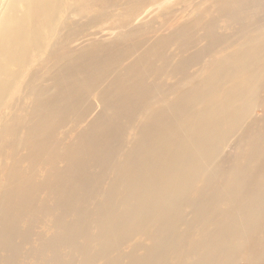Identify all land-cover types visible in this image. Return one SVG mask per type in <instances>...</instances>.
Here are the masks:
<instances>
[{"label":"bare ground","instance_id":"6f19581e","mask_svg":"<svg viewBox=\"0 0 264 264\" xmlns=\"http://www.w3.org/2000/svg\"><path fill=\"white\" fill-rule=\"evenodd\" d=\"M148 1L0 0V264H264V0Z\"/></svg>","mask_w":264,"mask_h":264},{"label":"rangeland","instance_id":"374dc122","mask_svg":"<svg viewBox=\"0 0 264 264\" xmlns=\"http://www.w3.org/2000/svg\"><path fill=\"white\" fill-rule=\"evenodd\" d=\"M200 0H149L143 7L144 11L142 12V18L139 19L141 17V15L138 18V22H144V21H148L149 25H147L146 27L143 28L142 32L145 31H149L155 28L160 27L162 24L166 23V25H171V23H174V19L173 18H179L177 21L182 22L185 18L186 15L184 16V14H186L185 12L192 8V6L194 5V3H198ZM192 4V5H191ZM164 6H167V8L163 11L160 12V9ZM61 18H64V16H66V14L63 12H61L60 14ZM133 16H129V17H125V22L120 23V20L122 18V20H124L123 18V14L118 13L117 16L115 17V20L108 22L106 25L108 26H112V27H118L122 30H126L127 28H131L136 22V19L132 20ZM132 20V21H131ZM137 22V23H138ZM122 24V27H121ZM178 23H175L173 26L169 27L170 29L176 27ZM105 38H109L110 36L108 35H104ZM48 43V39L46 40ZM79 44H81V42H74L71 44V46H78ZM109 52H112L109 50ZM38 55L35 53H32V55L30 56V60H29V64L26 66V68L24 69V72H26L28 69H30L31 67L35 66V60L37 59ZM14 73H17L16 70H14ZM25 74V73H24ZM24 77H22L21 75H19L18 77L14 78V91L12 96L8 99V101L6 102V104L4 105L3 109L1 110L0 115H5L8 113L9 111V106L11 105L12 101L14 100V98L17 96V98L21 95V86L23 84ZM97 105L95 103L94 105V109L90 112L88 118L95 112V110H97ZM254 115L256 118H261L262 115H264V109H259L256 108L254 110ZM260 116V117H257ZM74 133V132H73ZM72 133V134H73ZM129 137V136H128ZM222 150H221V156H222V161H225L227 163H231L235 157V155L239 152L238 147L237 146V142L235 138H231L227 143L222 145ZM46 228V229H45ZM41 231V235L43 234L46 235V233L50 232L49 229L47 228V226H44L43 228L39 229ZM46 232V233H45ZM244 258H240L236 264H252V262L247 261V260H243ZM240 261V262H239Z\"/></svg>","mask_w":264,"mask_h":264}]
</instances>
